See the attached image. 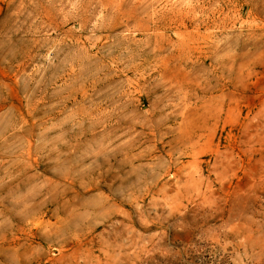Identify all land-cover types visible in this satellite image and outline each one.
I'll use <instances>...</instances> for the list:
<instances>
[{
    "label": "rangeland",
    "instance_id": "obj_1",
    "mask_svg": "<svg viewBox=\"0 0 264 264\" xmlns=\"http://www.w3.org/2000/svg\"><path fill=\"white\" fill-rule=\"evenodd\" d=\"M0 264H264V0H0Z\"/></svg>",
    "mask_w": 264,
    "mask_h": 264
}]
</instances>
